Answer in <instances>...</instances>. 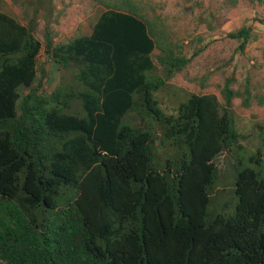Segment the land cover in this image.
Instances as JSON below:
<instances>
[{
	"label": "trees",
	"instance_id": "obj_1",
	"mask_svg": "<svg viewBox=\"0 0 264 264\" xmlns=\"http://www.w3.org/2000/svg\"><path fill=\"white\" fill-rule=\"evenodd\" d=\"M11 1L23 17L0 10V264H264V125L249 150L232 110L234 97L264 107L262 84L229 76L221 99H164L200 26L264 0H86L95 21L65 39L54 0ZM226 36L240 51L255 37L245 24ZM48 62L59 80L45 91ZM159 147L173 149L162 164ZM220 162L236 204L210 213Z\"/></svg>",
	"mask_w": 264,
	"mask_h": 264
},
{
	"label": "rangeland",
	"instance_id": "obj_2",
	"mask_svg": "<svg viewBox=\"0 0 264 264\" xmlns=\"http://www.w3.org/2000/svg\"><path fill=\"white\" fill-rule=\"evenodd\" d=\"M86 0H54L56 11L61 12L59 22L52 25L59 29L61 39L74 33H87L95 21L99 9L84 16L82 11ZM0 10L23 17L21 9L11 0H0ZM256 17H264V5L252 9L245 3H240L236 8L223 12L219 17V24L214 30H208L204 25L199 27L200 41L187 48L188 55L195 49L200 51L192 57L185 69L177 73L168 83L164 99L168 103H177L191 93H214L219 99L221 87L225 78L234 77V88H239L250 77L253 83L262 84L264 89V24L254 21ZM243 24L251 26L255 37L246 44L243 51L238 50V39L226 36ZM44 23L40 20L36 35L43 37ZM39 60L44 59L41 54ZM46 67L50 70L49 78L44 86L45 91H50L59 80V73L54 64L48 62ZM232 110L238 131L246 134L243 144L249 150L263 147L260 139L259 125H264V107L251 103L250 106L241 105V98L234 97ZM156 163L162 164L173 153L170 147L157 148ZM264 153V150H263ZM222 156L219 157L221 161ZM264 159V154H263ZM219 177L211 192L208 211L210 213L234 210L236 197L234 195V170L230 165L220 162Z\"/></svg>",
	"mask_w": 264,
	"mask_h": 264
},
{
	"label": "crops",
	"instance_id": "obj_3",
	"mask_svg": "<svg viewBox=\"0 0 264 264\" xmlns=\"http://www.w3.org/2000/svg\"><path fill=\"white\" fill-rule=\"evenodd\" d=\"M88 33V32H87ZM84 34H86V33H84Z\"/></svg>",
	"mask_w": 264,
	"mask_h": 264
}]
</instances>
